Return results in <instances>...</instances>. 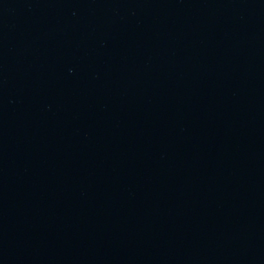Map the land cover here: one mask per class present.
<instances>
[{
  "label": "water",
  "instance_id": "obj_1",
  "mask_svg": "<svg viewBox=\"0 0 264 264\" xmlns=\"http://www.w3.org/2000/svg\"><path fill=\"white\" fill-rule=\"evenodd\" d=\"M0 264H264V0H0Z\"/></svg>",
  "mask_w": 264,
  "mask_h": 264
}]
</instances>
